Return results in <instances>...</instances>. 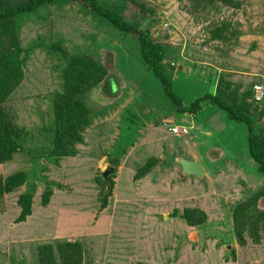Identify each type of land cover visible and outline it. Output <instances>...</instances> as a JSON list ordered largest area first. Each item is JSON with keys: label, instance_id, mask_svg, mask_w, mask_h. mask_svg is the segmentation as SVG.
<instances>
[{"label": "rangeland", "instance_id": "374dc122", "mask_svg": "<svg viewBox=\"0 0 264 264\" xmlns=\"http://www.w3.org/2000/svg\"><path fill=\"white\" fill-rule=\"evenodd\" d=\"M89 1L131 5L134 20L164 53L162 68L181 107L215 95L218 86L237 88L240 97L252 93L245 113L264 138V100L253 99L254 87L264 93V0H233L236 8L197 7L194 0ZM16 29L23 77L4 106L24 133L22 150L0 165V179L22 173L26 182L0 198V264H39V246L64 241L81 244L82 264L264 263L263 225L235 218L264 192L245 125L211 104L196 115L179 114L140 59L137 42L83 3L54 0L18 17ZM85 55L110 72L82 98L89 126L77 155L55 159L53 104L64 92L65 59ZM179 159L198 160L203 178L184 175ZM148 163V174L137 176ZM107 169L114 170L108 184ZM27 192L32 215L17 223L18 198ZM257 209L264 210V198ZM190 210L203 212L204 224L188 226L182 218Z\"/></svg>", "mask_w": 264, "mask_h": 264}, {"label": "trees", "instance_id": "16d2710c", "mask_svg": "<svg viewBox=\"0 0 264 264\" xmlns=\"http://www.w3.org/2000/svg\"><path fill=\"white\" fill-rule=\"evenodd\" d=\"M53 1L18 0L15 2L13 0H0V165L10 162L14 154L22 150L20 141L24 133L23 129L14 123L7 114L4 106L23 77L20 67L21 62L19 61L21 51L19 49L20 46H18L16 20L18 17L36 12ZM70 1L89 6L96 16L106 20L110 26L124 36H129L136 41L142 62L153 76L160 81L172 103L177 107H181V100L172 92V83L162 68L164 53L150 32L141 26L142 23L134 20L133 11L130 8L131 5L102 6L89 0ZM216 3L226 7H237V3H234L233 0H194V4L197 7L202 4L213 6ZM219 31L222 32L223 29ZM219 31H215V33ZM65 61L67 67L61 75L64 92L61 94L57 93L53 104L54 117L51 131L53 137L49 156L55 159L72 158L77 155L75 147L83 143L82 134L89 126L87 119L89 109L82 101V98L87 92L102 84L110 72L104 64L97 63L93 58L86 55L74 56L69 60L65 59ZM108 84L110 87L111 82ZM242 97L244 99H241ZM247 98L252 99V93H246L240 97L237 88L236 90L228 91L226 88L221 90L218 86V92L216 91L215 95L205 93L191 102L189 106L179 108L178 113L196 115L202 110L204 104H211L225 114L230 122L245 125L248 130L247 146L249 154L257 165V172L264 177V138L261 134L255 135V124L245 113L246 107H248ZM152 164L148 163L146 167L138 171L137 176L148 174ZM25 182L26 178L22 173H17L5 180L0 179V198L18 190ZM102 182L104 183V181ZM51 197L52 192L50 190L46 191L41 197V206H48ZM263 198L264 192L253 196L248 206L239 208L240 211L236 213L235 218L246 216V220L249 221L256 218L255 221L262 224L264 229V210L257 209L258 202ZM32 203L33 199L30 193L27 192L19 196L17 204L20 208V215L17 218V223H24L27 218L31 217ZM105 207L106 205L103 204L102 208ZM182 219L188 226L195 228L204 224L205 215L199 210H190ZM239 226L242 229L244 224L241 223ZM250 229L254 231L252 234L257 241L258 235L255 233L258 229L257 225H252ZM37 250L39 264L83 263L82 248L78 242L64 241L57 242L56 245H41Z\"/></svg>", "mask_w": 264, "mask_h": 264}, {"label": "water", "instance_id": "95a60500", "mask_svg": "<svg viewBox=\"0 0 264 264\" xmlns=\"http://www.w3.org/2000/svg\"><path fill=\"white\" fill-rule=\"evenodd\" d=\"M178 164L180 165L184 175L203 178L204 176L203 171L197 161H188L185 159H179ZM113 171H114L113 169H107L102 174L107 184H108V176L111 173H113Z\"/></svg>", "mask_w": 264, "mask_h": 264}, {"label": "built area", "instance_id": "2783aa9c", "mask_svg": "<svg viewBox=\"0 0 264 264\" xmlns=\"http://www.w3.org/2000/svg\"><path fill=\"white\" fill-rule=\"evenodd\" d=\"M253 99L256 101V102H261L264 100V93L262 91V87L260 86H256L254 87V94H253ZM172 132L174 134H178L179 130L174 128L172 129ZM184 133H186V130L184 131Z\"/></svg>", "mask_w": 264, "mask_h": 264}, {"label": "crops", "instance_id": "0c3cea01", "mask_svg": "<svg viewBox=\"0 0 264 264\" xmlns=\"http://www.w3.org/2000/svg\"><path fill=\"white\" fill-rule=\"evenodd\" d=\"M196 161H198V160H196Z\"/></svg>", "mask_w": 264, "mask_h": 264}]
</instances>
